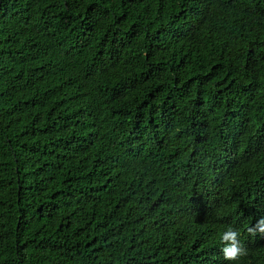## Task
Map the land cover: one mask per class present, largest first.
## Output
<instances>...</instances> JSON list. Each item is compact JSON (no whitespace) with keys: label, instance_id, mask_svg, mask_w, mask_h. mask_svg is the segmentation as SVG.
Instances as JSON below:
<instances>
[{"label":"trees","instance_id":"trees-1","mask_svg":"<svg viewBox=\"0 0 264 264\" xmlns=\"http://www.w3.org/2000/svg\"><path fill=\"white\" fill-rule=\"evenodd\" d=\"M261 218L264 0H0V264H264Z\"/></svg>","mask_w":264,"mask_h":264},{"label":"clouds","instance_id":"clouds-1","mask_svg":"<svg viewBox=\"0 0 264 264\" xmlns=\"http://www.w3.org/2000/svg\"><path fill=\"white\" fill-rule=\"evenodd\" d=\"M249 233L256 235L259 233L264 236V218H261L257 223L248 229ZM239 232L229 228L221 236V241L224 247L221 249L224 259L228 261H237L242 256L247 255V250L243 247L239 240Z\"/></svg>","mask_w":264,"mask_h":264}]
</instances>
